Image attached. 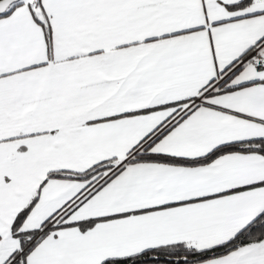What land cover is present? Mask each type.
I'll use <instances>...</instances> for the list:
<instances>
[{
	"label": "snow or ice",
	"instance_id": "snow-or-ice-1",
	"mask_svg": "<svg viewBox=\"0 0 264 264\" xmlns=\"http://www.w3.org/2000/svg\"><path fill=\"white\" fill-rule=\"evenodd\" d=\"M0 264H264V0H0Z\"/></svg>",
	"mask_w": 264,
	"mask_h": 264
}]
</instances>
